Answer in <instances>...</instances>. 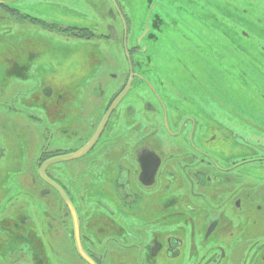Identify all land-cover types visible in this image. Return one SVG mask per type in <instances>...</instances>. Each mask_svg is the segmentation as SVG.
<instances>
[{"label": "flooded vegetation", "instance_id": "obj_1", "mask_svg": "<svg viewBox=\"0 0 264 264\" xmlns=\"http://www.w3.org/2000/svg\"><path fill=\"white\" fill-rule=\"evenodd\" d=\"M127 11L0 0V264H264L258 21L241 9L200 39L175 29L164 64L185 78L169 80L141 56ZM34 28L33 42L6 39ZM176 48L244 104L203 85ZM110 50L123 61L107 67Z\"/></svg>", "mask_w": 264, "mask_h": 264}, {"label": "rangeland", "instance_id": "obj_2", "mask_svg": "<svg viewBox=\"0 0 264 264\" xmlns=\"http://www.w3.org/2000/svg\"><path fill=\"white\" fill-rule=\"evenodd\" d=\"M118 2L119 7H123V5H127L129 11H127L128 18L131 24H133V33L137 37L140 33L143 35L144 33H148V35H152L156 38V40L151 41L149 38L146 40L143 39L141 41V50L144 51L141 56H148L151 59V64L153 65L154 70H158L159 74L163 76L165 79L168 76L169 80L171 79H184L185 73L174 64L168 62L164 64V54L163 49L168 43L167 35L169 34H177L175 29L185 30V33H192L191 28L196 31V38L200 39L202 33L209 24L215 19L223 21L227 20L226 16H232L231 20H236L237 11L243 9L246 12V17L251 18L254 17L258 22L257 34L260 39L264 40V0H116ZM86 6L90 4V0H84ZM112 2V0H111ZM85 6V5H84ZM44 9V8H43ZM122 9V8H121ZM100 12H103L100 10ZM83 14L88 18L87 14ZM81 18V17H77ZM83 18V17H82ZM229 19V20H230ZM161 21V25L157 22ZM32 33L21 34L19 36V32L12 31L11 34L6 36L8 41L17 38V39H25L28 41H34L37 37V33H39L38 29H30ZM210 36L213 34L209 32ZM195 36V33H194ZM45 37V36H44ZM32 41V42H33ZM145 41L149 42L148 44ZM210 44L206 41L201 44L202 52H208ZM54 48L57 50V43L54 44ZM9 52H13L8 47ZM182 48L180 50L178 48L175 49V52L181 57H185L188 62H183L187 69L193 73L196 72L198 75V79L202 82L203 85L208 87L209 89H213V87L217 88L220 92L223 89H229L230 91L236 94V101L244 104L245 98L242 97L239 93L241 90L233 89L234 87L230 86L231 84L224 79V76L221 74L217 83H210V74L208 65L205 63H198L190 53L182 52ZM110 63H108L107 67H112V63L118 62L116 57L119 56V61L122 62L123 58L120 55H116V53L112 50L109 52ZM23 55V54H22ZM202 55V54H201ZM154 56L157 58L154 60ZM186 61V60H184ZM176 62V61H175ZM209 65L210 61H206ZM177 65V62H176ZM252 67L251 65H249ZM207 67V68H206ZM195 69V71H194ZM217 73H220V68L217 67ZM251 75H254L253 72L249 71ZM108 73V72H107ZM105 73V74H107ZM37 75L30 78V85L36 86L37 84ZM231 83L235 84L237 87L239 83L236 81H232ZM176 84V82H175ZM256 84V83H255ZM177 85V84H176ZM230 87L233 89L231 90ZM257 87V86H256ZM20 85L10 83V90L12 95L20 90ZM14 89V90H13ZM210 90V91H211ZM257 95L253 94L249 97L253 102L251 105L253 109H257V113L260 118L264 119V105L259 104L256 101ZM26 122V121H24ZM16 137L21 135L26 136L25 124L16 125ZM21 134V135H20ZM264 192V187L261 189ZM262 206H264V198L260 202Z\"/></svg>", "mask_w": 264, "mask_h": 264}, {"label": "water", "instance_id": "obj_3", "mask_svg": "<svg viewBox=\"0 0 264 264\" xmlns=\"http://www.w3.org/2000/svg\"><path fill=\"white\" fill-rule=\"evenodd\" d=\"M142 33H140L139 35H137V37L135 36V39H138V44L141 46V41L146 40L147 38H149L151 41L156 40L155 37H153L152 35H148V33H144L143 35H141ZM146 44H148L149 42L145 41Z\"/></svg>", "mask_w": 264, "mask_h": 264}]
</instances>
